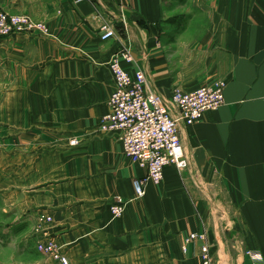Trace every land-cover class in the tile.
I'll use <instances>...</instances> for the list:
<instances>
[{"label":"crops","instance_id":"1","mask_svg":"<svg viewBox=\"0 0 264 264\" xmlns=\"http://www.w3.org/2000/svg\"><path fill=\"white\" fill-rule=\"evenodd\" d=\"M45 36L0 39V205L11 222L0 264H61L37 251L36 214L70 264H264V0H0ZM115 37L102 42V28ZM170 99L226 83L225 105L180 128L190 167L160 185L101 130L114 56ZM77 142L76 146L71 143ZM126 202L123 215L111 207ZM202 235L187 243L193 235ZM13 235V236H12Z\"/></svg>","mask_w":264,"mask_h":264},{"label":"built area","instance_id":"2","mask_svg":"<svg viewBox=\"0 0 264 264\" xmlns=\"http://www.w3.org/2000/svg\"><path fill=\"white\" fill-rule=\"evenodd\" d=\"M49 33L45 23H38L27 15H12L0 10V39L18 34L45 36ZM115 37L114 31L104 26L100 39L106 42ZM133 63L129 51L117 54L110 61L115 90L109 100L110 113L103 117L101 130L118 134L124 154L134 164L147 171L143 180H136V198L146 195V184L160 185L165 168L173 165L178 170L190 167L180 137V128L189 127L203 120L204 116L219 111L226 103V83L216 81L192 92L174 90L170 99L148 90V77L143 71L130 73L122 62ZM77 145L76 141L71 143ZM126 202L119 199L112 207L114 217L123 215ZM53 218L43 213L36 214L35 232L38 238L37 251L61 264H70L64 247L48 236L47 228ZM202 235H191L187 243L203 239ZM203 264H213L209 248L201 252Z\"/></svg>","mask_w":264,"mask_h":264},{"label":"rangeland","instance_id":"3","mask_svg":"<svg viewBox=\"0 0 264 264\" xmlns=\"http://www.w3.org/2000/svg\"><path fill=\"white\" fill-rule=\"evenodd\" d=\"M10 222V218H8L2 205H0V263L7 260L10 255V249L13 247L12 243L20 241L17 239L16 231H14V236L12 235L15 239H11V234L7 233L9 232Z\"/></svg>","mask_w":264,"mask_h":264}]
</instances>
